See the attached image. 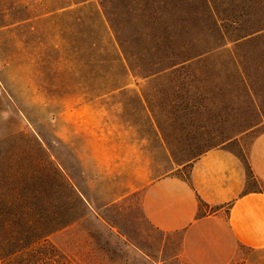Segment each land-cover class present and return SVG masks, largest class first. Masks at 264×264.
Returning <instances> with one entry per match:
<instances>
[{
  "label": "rangeland",
  "instance_id": "1",
  "mask_svg": "<svg viewBox=\"0 0 264 264\" xmlns=\"http://www.w3.org/2000/svg\"><path fill=\"white\" fill-rule=\"evenodd\" d=\"M211 5L227 50L200 43L210 11L201 26L190 0H0V264H192L146 219V186L264 130H247L264 121V0ZM78 198L89 215L57 230Z\"/></svg>",
  "mask_w": 264,
  "mask_h": 264
},
{
  "label": "crops",
  "instance_id": "2",
  "mask_svg": "<svg viewBox=\"0 0 264 264\" xmlns=\"http://www.w3.org/2000/svg\"><path fill=\"white\" fill-rule=\"evenodd\" d=\"M190 1L199 6L201 26L203 9H209L206 18L212 23L208 21L206 29L214 28L212 0ZM196 12L197 8L190 19H199L193 15ZM217 30V49L227 50L230 42L239 40H228L220 27ZM218 60L220 65L227 61L232 66L239 61ZM253 62L260 66L264 59ZM262 125L264 121L247 130ZM229 140L198 155L188 177L167 175L152 181L144 190L142 208L146 219L166 235L180 232L183 253L192 264H231L241 249L264 250V130L254 136L242 157L226 147Z\"/></svg>",
  "mask_w": 264,
  "mask_h": 264
},
{
  "label": "trees",
  "instance_id": "3",
  "mask_svg": "<svg viewBox=\"0 0 264 264\" xmlns=\"http://www.w3.org/2000/svg\"><path fill=\"white\" fill-rule=\"evenodd\" d=\"M215 22H216V24H214V28H208V29H202L201 30V32H199V33H197V35L199 36V41H200V43H202V45L204 46V47H208L209 49H208V51L209 50H216L218 47V45H216V46H213V44H214V42H215V35H216V32L217 31H219V30H217V28H219V27H217V21L215 20ZM205 24L207 25V24H209L208 22H205ZM216 30V31H215ZM219 33V32H218ZM220 35H221V32H220ZM221 38V36L219 37V39ZM219 39H217V40H219ZM211 47V48H210ZM205 52H206V50H205ZM203 53V52H202ZM196 54V53H195ZM195 54H188L187 56H186V60L184 59V62H186V61H193L194 59H200L199 57L201 56L200 54L198 55V56H195ZM203 55V54H202ZM119 88V87H118ZM188 179V178H187ZM78 200H79V203H80V207H79V211H78V213H77V215L75 216V217H72V219H69L68 221H61V223H59L58 225H57V230H63V229H65V228H67V227H69L70 225H72V223H74L76 220H79V219H83V220H85L86 218H87V216L89 215V212H87V207H86V205H85V203L82 201V199H79L78 198ZM95 220H96V222L98 223V227L101 229H103V228H105V225H104V223L96 216L95 217ZM112 232V231H111ZM45 236L46 235H44V236H42V237H40L39 239H37L36 241H34V242H32V243H30V245H27V246H29V247H32V246H34V245H37V244H39L41 241L40 240H42V241H44V238H45ZM40 245V246H39ZM38 245V247H36L38 250H42V249H45L46 248V246H48L49 244L47 243V242H43V243H41V244H39ZM29 247H25V248H29ZM31 250H33L34 251V248H31ZM43 252V250L42 251H40L39 253H42ZM15 252H13V253H11V255L12 254H14ZM70 263V262H69ZM41 264H48V263H45V261H43V260H41ZM56 264H67V262H66V260H65V257H61L60 259H59V261H57V263ZM70 264H77V263H75V262H71Z\"/></svg>",
  "mask_w": 264,
  "mask_h": 264
}]
</instances>
